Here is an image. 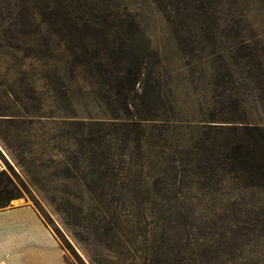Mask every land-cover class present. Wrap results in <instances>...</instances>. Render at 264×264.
<instances>
[{
  "label": "rangeland",
  "instance_id": "1",
  "mask_svg": "<svg viewBox=\"0 0 264 264\" xmlns=\"http://www.w3.org/2000/svg\"><path fill=\"white\" fill-rule=\"evenodd\" d=\"M65 2L0 0L3 208L69 264H264V188L198 149L214 110L264 132V0Z\"/></svg>",
  "mask_w": 264,
  "mask_h": 264
},
{
  "label": "trees",
  "instance_id": "2",
  "mask_svg": "<svg viewBox=\"0 0 264 264\" xmlns=\"http://www.w3.org/2000/svg\"><path fill=\"white\" fill-rule=\"evenodd\" d=\"M22 4H38L39 0H18ZM66 0H42L43 8L63 7L65 19ZM201 153L200 169L204 172L243 174L246 185L264 188V132L254 125L235 119L218 117L214 110L207 117L203 137L198 142ZM13 183L0 172V208L9 205L14 198Z\"/></svg>",
  "mask_w": 264,
  "mask_h": 264
},
{
  "label": "crops",
  "instance_id": "3",
  "mask_svg": "<svg viewBox=\"0 0 264 264\" xmlns=\"http://www.w3.org/2000/svg\"><path fill=\"white\" fill-rule=\"evenodd\" d=\"M66 259L57 237L32 207L0 209V264H69Z\"/></svg>",
  "mask_w": 264,
  "mask_h": 264
}]
</instances>
